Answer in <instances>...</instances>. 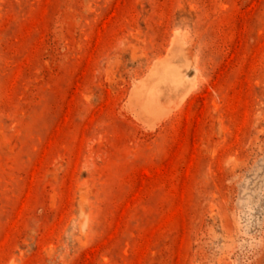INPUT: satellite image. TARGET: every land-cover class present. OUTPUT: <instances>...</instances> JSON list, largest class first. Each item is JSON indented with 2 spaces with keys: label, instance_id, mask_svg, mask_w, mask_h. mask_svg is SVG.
Instances as JSON below:
<instances>
[{
  "label": "rangeland",
  "instance_id": "rangeland-1",
  "mask_svg": "<svg viewBox=\"0 0 264 264\" xmlns=\"http://www.w3.org/2000/svg\"><path fill=\"white\" fill-rule=\"evenodd\" d=\"M0 264H264V0H0Z\"/></svg>",
  "mask_w": 264,
  "mask_h": 264
}]
</instances>
